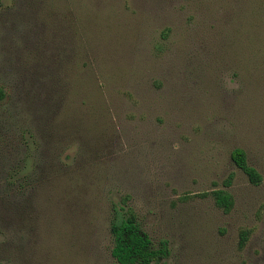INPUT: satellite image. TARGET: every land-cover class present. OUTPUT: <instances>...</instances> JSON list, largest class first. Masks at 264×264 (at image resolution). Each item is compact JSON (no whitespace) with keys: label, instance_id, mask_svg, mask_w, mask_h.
<instances>
[{"label":"rangeland","instance_id":"374dc122","mask_svg":"<svg viewBox=\"0 0 264 264\" xmlns=\"http://www.w3.org/2000/svg\"><path fill=\"white\" fill-rule=\"evenodd\" d=\"M132 215L152 264H264V0H0V264H118Z\"/></svg>","mask_w":264,"mask_h":264},{"label":"trees","instance_id":"16d2710c","mask_svg":"<svg viewBox=\"0 0 264 264\" xmlns=\"http://www.w3.org/2000/svg\"><path fill=\"white\" fill-rule=\"evenodd\" d=\"M232 158L236 165L247 174L251 183L261 184L262 176L248 164L243 150H235ZM213 194L217 206L227 213L230 212L234 205L232 196L226 191H216ZM112 233L114 236L112 255L118 264H152L168 255L167 243H161V247L158 248L147 235L141 233L136 217L133 215L117 218L112 225ZM244 245L245 239L241 247Z\"/></svg>","mask_w":264,"mask_h":264}]
</instances>
